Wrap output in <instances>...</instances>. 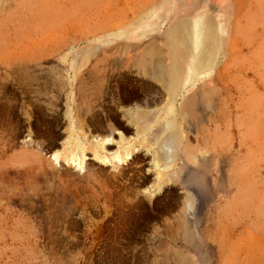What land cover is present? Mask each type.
Listing matches in <instances>:
<instances>
[{
    "label": "rangeland",
    "instance_id": "374dc122",
    "mask_svg": "<svg viewBox=\"0 0 264 264\" xmlns=\"http://www.w3.org/2000/svg\"><path fill=\"white\" fill-rule=\"evenodd\" d=\"M0 264H264V0H0Z\"/></svg>",
    "mask_w": 264,
    "mask_h": 264
},
{
    "label": "bare ground",
    "instance_id": "6f19581e",
    "mask_svg": "<svg viewBox=\"0 0 264 264\" xmlns=\"http://www.w3.org/2000/svg\"><path fill=\"white\" fill-rule=\"evenodd\" d=\"M194 57L195 58L193 59H190V58L186 59V61L184 62L183 56H181L180 54L174 53L172 54V59L170 63L166 62L167 65H165L166 66L165 69H166V72L168 73L167 84L169 86V95H170V99L172 102L176 100V98L180 96L182 92L186 90L185 89L186 84L188 82H191L192 78L197 77L202 67H204L205 65L204 60L199 58L197 55ZM173 103H175V101ZM130 120H132L133 124L137 126L136 130L138 134H141V135L145 134L146 127L144 123V117H142L140 111H134L133 113H131ZM96 126L102 127L101 124H96ZM89 141L93 142L97 147L93 151L94 156H96L99 159L103 158V155L101 154L103 153V150L105 149L107 140H101L97 138L96 140H89ZM67 143L70 144L69 142ZM153 144L157 145V150L155 153V159H156L155 165L159 168H166V167L172 166L176 160V152H177V149L179 148V133L176 130L173 119L167 120L162 131H160V133L157 134V138L153 142ZM79 147L81 148V145ZM147 147H149V144L147 145ZM85 149L86 148L83 147L81 150L83 157H86L84 153ZM136 149H137V146L133 144L125 145L119 151H116L115 158L117 159L118 162L128 161L134 157ZM65 158L69 163L77 162L79 158L78 151L76 149L71 150ZM53 159L58 160L59 154H54ZM77 163H79V161ZM160 175H163V174H160ZM189 203H191L190 200H189Z\"/></svg>",
    "mask_w": 264,
    "mask_h": 264
}]
</instances>
